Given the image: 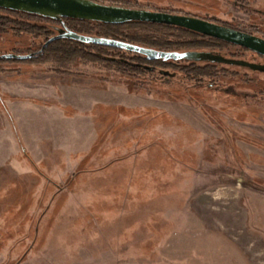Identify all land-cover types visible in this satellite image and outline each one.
Here are the masks:
<instances>
[{
	"label": "rangeland",
	"instance_id": "374dc122",
	"mask_svg": "<svg viewBox=\"0 0 264 264\" xmlns=\"http://www.w3.org/2000/svg\"><path fill=\"white\" fill-rule=\"evenodd\" d=\"M94 1L248 31L256 24L264 37L256 14L264 0ZM0 16V55L32 54L64 29ZM201 51L210 55L191 61L219 64L215 76L186 74L187 61L123 75L105 67L106 54L64 69L0 63L1 88L44 89L52 76L129 91L121 95L128 112L97 113L101 139L90 154L34 160L15 138V158L0 159V264H264V69L232 63L264 67V58L234 46ZM1 102L0 133L4 119L17 132ZM122 126L131 128L121 140Z\"/></svg>",
	"mask_w": 264,
	"mask_h": 264
},
{
	"label": "crops",
	"instance_id": "0c3cea01",
	"mask_svg": "<svg viewBox=\"0 0 264 264\" xmlns=\"http://www.w3.org/2000/svg\"><path fill=\"white\" fill-rule=\"evenodd\" d=\"M59 79L51 76L45 80L51 83H47L44 89L26 85L0 87L2 112L4 114V110L8 109L17 129V132L13 131L9 120L3 118L5 124L1 126L4 131L0 133L1 160L15 158V148L19 144L15 141L16 137L34 160L56 161L62 154L66 160H70L90 154L101 139L97 124L99 114L110 116L115 111H129L127 106L121 105L122 93L126 97L129 94L125 87L96 81L85 86L71 81L63 84L58 83L61 82ZM159 106L157 113H160ZM169 111L173 112L174 109ZM118 119L122 120L121 117ZM129 128L131 126H122L123 131L117 138L122 140Z\"/></svg>",
	"mask_w": 264,
	"mask_h": 264
},
{
	"label": "trees",
	"instance_id": "16d2710c",
	"mask_svg": "<svg viewBox=\"0 0 264 264\" xmlns=\"http://www.w3.org/2000/svg\"><path fill=\"white\" fill-rule=\"evenodd\" d=\"M2 11L27 15V13L23 12L0 9V12ZM54 21H59L62 26H64V33L74 32L76 34L87 37L125 42L135 46L164 52L201 51V49L205 48L221 49L223 47L229 46L239 47L210 36L200 35L181 27L165 24H155L147 22L106 24L71 18H62L61 20ZM34 28H37V26L31 25V28H28V33L31 32V34H33L34 32L32 29ZM50 39L51 38L46 37L45 41L42 43L41 47L37 49L36 52L28 54L32 55V57L29 59H3L0 60V63L14 61L52 62L56 63L62 69H64L68 65L75 63L79 59H83L86 61H97L100 59L102 54H106L111 57L106 58L107 60H104L106 63L105 67H107V69L117 71L123 75L131 76L135 74L148 75L150 73H153L156 68L178 67L176 65L179 62L187 61H165L163 59L148 60L145 55L135 51H130L120 47L102 43H84L70 38H60L47 44ZM241 49L247 50L245 48ZM187 62L189 63L186 64V66L179 69L184 71L186 74L193 75L196 78L204 76H215V74L219 72L217 65L214 64H206L204 66H201L196 62ZM64 72H66V70H64Z\"/></svg>",
	"mask_w": 264,
	"mask_h": 264
},
{
	"label": "water",
	"instance_id": "95a60500",
	"mask_svg": "<svg viewBox=\"0 0 264 264\" xmlns=\"http://www.w3.org/2000/svg\"><path fill=\"white\" fill-rule=\"evenodd\" d=\"M0 9L23 12L53 20L71 18L106 24L147 22L171 25L184 28L200 35L210 36L225 41L264 57V38L239 31L231 27H226L196 16L106 5L94 0H0ZM60 38H70L84 43H102L112 45L141 53L145 55L148 60L163 59L165 61H191L196 58H207L210 55L205 51L164 52L135 46L125 42L87 37L74 32H65L55 36L51 38L47 44ZM31 57L32 55L3 54L0 55V60H26ZM216 61L227 62L226 60L220 58ZM232 63L239 64L250 69H264L262 66L252 65L251 63L245 61H232Z\"/></svg>",
	"mask_w": 264,
	"mask_h": 264
},
{
	"label": "flooded vegetation",
	"instance_id": "af4514ba",
	"mask_svg": "<svg viewBox=\"0 0 264 264\" xmlns=\"http://www.w3.org/2000/svg\"><path fill=\"white\" fill-rule=\"evenodd\" d=\"M251 12V11H250ZM256 14H258L259 16H261V18L263 19V20H261L260 22H263L264 21V8L262 7V8H260V10H257V13ZM28 15V14H27ZM30 15V14H29ZM31 16H34L35 17V15H31ZM259 20V19H258ZM264 23V22H263ZM224 26V25H223ZM226 27H228V26H226ZM252 27H254V28H252V30H246V29H244V28H241V27H234V29H236V30H239V31H243V32H246V33H249V34H253V35H255V34H257V33H260L259 32V26L258 25H256V24H254V26H252ZM254 29V30H253ZM255 29H257V30H255ZM64 30V29H63ZM61 31V33H59L58 35H60V34H63L64 33V31ZM58 35H56V36H58ZM55 37V36H54ZM261 38H264V37H261ZM251 52V51H250ZM211 53H213V52H211ZM253 53V52H252ZM8 54H14V53H8ZM260 56V55H259ZM260 57H262L263 58V56H260ZM190 62H193V61H190ZM206 64H214V65H219V64H215V63H210V62H206Z\"/></svg>",
	"mask_w": 264,
	"mask_h": 264
}]
</instances>
